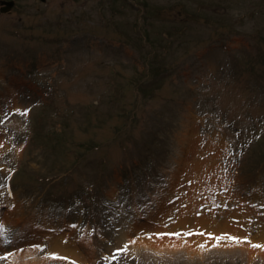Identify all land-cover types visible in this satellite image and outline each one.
I'll return each mask as SVG.
<instances>
[{"label":"rangeland","instance_id":"rangeland-1","mask_svg":"<svg viewBox=\"0 0 264 264\" xmlns=\"http://www.w3.org/2000/svg\"><path fill=\"white\" fill-rule=\"evenodd\" d=\"M13 1L0 264H264V0Z\"/></svg>","mask_w":264,"mask_h":264},{"label":"snow or ice","instance_id":"snow-or-ice-1","mask_svg":"<svg viewBox=\"0 0 264 264\" xmlns=\"http://www.w3.org/2000/svg\"><path fill=\"white\" fill-rule=\"evenodd\" d=\"M17 111H19V110H17ZM25 111H26V110H25ZM0 230H3V226H2V225H0ZM188 234L191 235V234H193V233H192V232H189ZM195 234L204 235L205 233L197 232V233H195ZM173 235H177V236H179L180 233L177 232V233H174ZM207 235L210 236V237H213V236H214L213 233H207ZM221 238H227V239L233 241V242L236 243V244H242V243L247 242V243H249L250 246L253 247V248H262V249H264V244L257 243V242H252V241L250 240V238L247 237V236H245V237H239V236H232V235H229V234H226V233H225V234H222L221 236H215V239H216L217 241H219ZM4 239H5V241H7V237H5ZM36 247H39V246H36ZM198 247H200V248H204L205 245H204V244H200V245H198ZM48 255H49L51 258H56V259H69L68 257H62V256H60L59 253H55V252L48 253ZM72 264H77V262H76V261H72Z\"/></svg>","mask_w":264,"mask_h":264},{"label":"water","instance_id":"water-1","mask_svg":"<svg viewBox=\"0 0 264 264\" xmlns=\"http://www.w3.org/2000/svg\"><path fill=\"white\" fill-rule=\"evenodd\" d=\"M1 4H3V8H2V12H7L8 10L11 9V7L13 6V2L12 1H2Z\"/></svg>","mask_w":264,"mask_h":264},{"label":"bare ground","instance_id":"bare-ground-1","mask_svg":"<svg viewBox=\"0 0 264 264\" xmlns=\"http://www.w3.org/2000/svg\"><path fill=\"white\" fill-rule=\"evenodd\" d=\"M199 243L200 242H199V239L198 238H196L195 240L192 241V245H198Z\"/></svg>","mask_w":264,"mask_h":264},{"label":"trees","instance_id":"trees-1","mask_svg":"<svg viewBox=\"0 0 264 264\" xmlns=\"http://www.w3.org/2000/svg\"><path fill=\"white\" fill-rule=\"evenodd\" d=\"M169 70V69H168Z\"/></svg>","mask_w":264,"mask_h":264}]
</instances>
